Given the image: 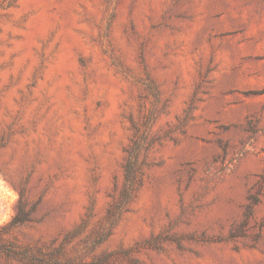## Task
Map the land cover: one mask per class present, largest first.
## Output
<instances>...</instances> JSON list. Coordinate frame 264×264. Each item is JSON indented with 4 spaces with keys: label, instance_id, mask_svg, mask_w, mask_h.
<instances>
[{
    "label": "rangeland",
    "instance_id": "rangeland-1",
    "mask_svg": "<svg viewBox=\"0 0 264 264\" xmlns=\"http://www.w3.org/2000/svg\"><path fill=\"white\" fill-rule=\"evenodd\" d=\"M20 214L0 264H264V0H0Z\"/></svg>",
    "mask_w": 264,
    "mask_h": 264
},
{
    "label": "trees",
    "instance_id": "trees-1",
    "mask_svg": "<svg viewBox=\"0 0 264 264\" xmlns=\"http://www.w3.org/2000/svg\"><path fill=\"white\" fill-rule=\"evenodd\" d=\"M22 196H23V194H22ZM24 221H26V218H24L20 214V215H16L10 223L3 225V226H0V254L5 253V250H4L3 244H2L3 235L9 233L10 231H12V229L21 225Z\"/></svg>",
    "mask_w": 264,
    "mask_h": 264
}]
</instances>
